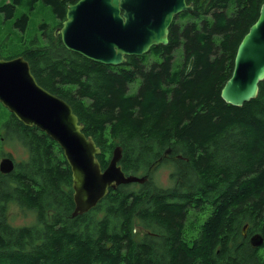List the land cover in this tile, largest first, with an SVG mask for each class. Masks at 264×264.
<instances>
[{"label": "trees", "instance_id": "obj_1", "mask_svg": "<svg viewBox=\"0 0 264 264\" xmlns=\"http://www.w3.org/2000/svg\"><path fill=\"white\" fill-rule=\"evenodd\" d=\"M37 1L5 2L0 10L12 18L17 4L34 8ZM40 1L51 5L58 24L42 23V42L34 37L16 56L73 106L102 149L104 169L120 144L127 174H145L159 158L154 169L173 158L174 183L156 185L151 172L138 189L120 184L93 209L72 216V171L62 148L9 111L5 138L23 142L30 156L13 172L0 171V264H264V244L249 240L264 235V80L242 106L221 96L264 0H187L197 9L175 17L167 45L119 65L69 50L55 35L77 0ZM28 21L23 13L14 24L25 30ZM178 48L183 61L177 64ZM13 201L34 210L36 223L10 224ZM137 222L148 229L141 239Z\"/></svg>", "mask_w": 264, "mask_h": 264}, {"label": "water", "instance_id": "obj_2", "mask_svg": "<svg viewBox=\"0 0 264 264\" xmlns=\"http://www.w3.org/2000/svg\"><path fill=\"white\" fill-rule=\"evenodd\" d=\"M194 4L187 0H77L68 5L66 18L55 29L65 47L87 58L105 64L119 65L129 55H143L154 45L169 43L170 26L181 12H192ZM190 60L187 72L192 68ZM264 80V1L259 15L241 39L231 76L221 90L222 98L242 106L258 96ZM0 102L25 125L36 126L53 138L63 150L72 171L74 210L77 216L93 209L120 184L145 183L147 173L127 174L120 163L123 147L113 149L107 167L98 155L102 152L92 135L84 132L73 106L64 98L43 87L23 56L4 58L0 54ZM170 152L167 149L166 156ZM15 159L6 155L0 160V171L11 173ZM248 224L243 227L247 236ZM255 247L264 244L260 232L250 235ZM111 243H109L110 246Z\"/></svg>", "mask_w": 264, "mask_h": 264}, {"label": "rangeland", "instance_id": "obj_3", "mask_svg": "<svg viewBox=\"0 0 264 264\" xmlns=\"http://www.w3.org/2000/svg\"><path fill=\"white\" fill-rule=\"evenodd\" d=\"M15 0H0V5L5 2L14 3ZM23 13L29 14L28 26L22 30L15 26L14 21ZM180 23V19H178ZM42 23H48L50 27L58 24V18L49 4L42 1H37L35 7L32 8L29 4H17L15 15L12 18H6V13L0 10V54L5 58L16 56L26 46L32 45L31 40L35 37L40 42L43 40ZM57 27V26H56ZM54 28V32L55 29ZM176 63L183 61L181 48L176 50ZM140 85V78L130 85V91L135 92ZM9 109L0 102V160L3 156L12 155L16 163H24L29 159V150L18 139H14L8 135L5 138L6 130L4 125L9 117ZM8 134V133H7ZM175 170L173 158H168L167 161L160 164L152 171L151 180L154 184L168 187L172 186L174 179L172 173ZM140 171L138 174H143ZM135 189L139 188V183H133ZM6 217L10 224L14 226L32 225L37 221V214L34 210L21 206L13 201L8 203ZM148 231L142 223L137 222L136 237L141 239ZM264 250V248L262 249Z\"/></svg>", "mask_w": 264, "mask_h": 264}, {"label": "flooded vegetation", "instance_id": "obj_4", "mask_svg": "<svg viewBox=\"0 0 264 264\" xmlns=\"http://www.w3.org/2000/svg\"><path fill=\"white\" fill-rule=\"evenodd\" d=\"M193 4H194V10L192 11V12H194L197 8H196V3L194 2V1H191ZM231 7V6H230ZM198 10H200V9H198ZM213 10H221V9H217L216 7H213ZM230 11H232L231 9H230ZM200 14H201V10H200V12H199ZM180 15V14H179ZM179 15H177V16H179ZM10 155V154H9ZM10 156H12V155H10ZM153 170H154V167H153ZM152 170V171H153Z\"/></svg>", "mask_w": 264, "mask_h": 264}, {"label": "clouds", "instance_id": "obj_5", "mask_svg": "<svg viewBox=\"0 0 264 264\" xmlns=\"http://www.w3.org/2000/svg\"><path fill=\"white\" fill-rule=\"evenodd\" d=\"M150 178V177H149Z\"/></svg>", "mask_w": 264, "mask_h": 264}]
</instances>
